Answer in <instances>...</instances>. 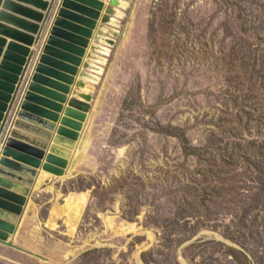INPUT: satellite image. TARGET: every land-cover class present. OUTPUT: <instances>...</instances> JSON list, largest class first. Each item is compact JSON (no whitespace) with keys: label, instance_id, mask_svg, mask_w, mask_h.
Masks as SVG:
<instances>
[{"label":"rangeland","instance_id":"rangeland-1","mask_svg":"<svg viewBox=\"0 0 264 264\" xmlns=\"http://www.w3.org/2000/svg\"><path fill=\"white\" fill-rule=\"evenodd\" d=\"M60 4L14 85L0 152ZM102 4L93 31L113 43L93 39L96 72L74 86L91 98L78 153L33 190L0 264H264V0Z\"/></svg>","mask_w":264,"mask_h":264},{"label":"bare ground","instance_id":"bare-ground-1","mask_svg":"<svg viewBox=\"0 0 264 264\" xmlns=\"http://www.w3.org/2000/svg\"><path fill=\"white\" fill-rule=\"evenodd\" d=\"M61 1L60 8L52 19L48 36L43 43L42 53L45 57L41 62L39 60L37 63L39 65L36 66V71H34L38 77L32 83L36 84L35 88H38V90L33 89L34 87L29 90L27 87L24 91L23 99L18 109V116L15 119L13 131L11 130L12 132L10 133V140L5 150L0 152V166L3 164L0 167V231L9 232L11 229L10 226L4 225L3 221L13 220V213H9L11 208L9 204L10 201L18 202V195L16 194V186L18 184L29 191L27 197L24 198L25 205L28 206L32 196L31 193L45 179L50 178V176L58 179L66 176L68 164L64 158L65 152L69 151V147L72 148L75 145L74 153L75 151L78 153L76 150L77 142L80 141L78 132L82 131L76 132V130H73L74 134L78 133L73 135L71 133L72 130L67 127L68 125L65 122L68 120L67 122L71 123V127L74 124H82L84 126L88 120L89 106L87 102H90L91 98L88 95H82L86 103L79 105L71 103V106H75L73 109H64V105L68 102V95L73 92L71 87L75 83V77L82 63V57L86 54V47H92L93 39L102 40L109 45L113 43L112 40H105L103 37L94 35L89 22L85 23L84 21L87 14L90 17H97L96 20L100 19L104 9L102 6L103 0ZM104 11L106 13L108 10L105 8ZM114 13L116 12L112 7L110 15ZM60 18H62L61 22H59ZM60 23L61 25H59ZM100 28L105 29L106 32H111L104 24ZM24 56L26 61L27 56ZM24 66L23 64H18V70H23ZM39 68L44 69L41 70ZM80 74L81 72L79 71L78 76ZM69 75H74V78ZM20 77L21 74L19 73L18 78ZM24 106L29 109L31 107L33 111L36 110V113L32 115L29 112L30 110L23 109ZM41 111L46 112L47 116H51L52 119L47 118V116H41ZM23 112L30 114L29 116L32 117L24 118ZM53 116L56 121H54ZM40 119L48 124H36ZM51 124H55V130L52 129ZM46 133L51 134L50 140L44 137ZM46 143L47 146L44 149L43 145H46ZM56 146L58 147L55 148ZM65 149H68V151H65ZM13 169L18 174V178L16 175L9 174L13 173L10 172L14 171ZM10 192H13L15 196L11 197ZM85 197L86 195H82L80 198L71 197L68 202H70V205H75L78 211H82V204L86 200ZM20 200L19 202H21ZM24 213L25 210L19 219L20 223Z\"/></svg>","mask_w":264,"mask_h":264},{"label":"water","instance_id":"water-1","mask_svg":"<svg viewBox=\"0 0 264 264\" xmlns=\"http://www.w3.org/2000/svg\"><path fill=\"white\" fill-rule=\"evenodd\" d=\"M50 1L51 0H0V56L3 55L4 52V47L8 48V51L5 52V59L7 61L2 64V67L5 68V70H8L11 72V74H6L4 72H0V127H1V122L5 118V113L8 110V102L11 100L12 95L15 92V87L14 85L19 81L18 74L22 73L23 70H18V64L25 65V56H28L30 54V49L29 46H32L34 43L37 41V36L40 35L41 33V24L45 19V12L48 10L50 7ZM115 3V1H114ZM107 13L105 17L102 18V21H108L110 18V12L112 10V7H109L107 9ZM89 14H87V18H89ZM94 18L89 21H86L84 19L85 23L89 22L91 30H93V26L95 24L93 23L96 18ZM62 21V18L59 19V22ZM83 21V22H84ZM61 25V23L59 24ZM94 34V31H92ZM6 38H10L12 41L7 44ZM38 68V67H37ZM41 69V68H39ZM44 69V68H43ZM41 69V70H43ZM38 76L36 74L32 78V82L36 80ZM29 85V90H31L32 87L33 89L38 90V88H35L36 84L32 83ZM34 85V86H33ZM27 106V105H26ZM53 106V105H52ZM22 108V107H21ZM24 110H30L29 112L34 115L36 113V110L33 111V109H30L25 107L23 108ZM56 109V108H54ZM40 113L41 116L45 117L47 116V113L44 111H41ZM30 114H27L26 112H23L24 118L32 117L29 116ZM54 115V114H53ZM47 118L52 119L51 116H47ZM55 117L53 116V119ZM54 121H56L54 119ZM68 121V120H67ZM65 122L67 127L72 130L73 135H77L78 131H83L84 126L82 124H74L72 127L70 126L71 123ZM53 123V122H52ZM36 124H44L47 125L48 123L44 120L41 121L38 120ZM18 125V124H17ZM52 129L55 130V124H51ZM51 129V130H52ZM27 130V129H25ZM78 132L77 134H74V131ZM16 133V132H15ZM44 137L48 138L49 140L51 139V134L46 133L44 134ZM78 138V137H76ZM46 145H43L44 149H46ZM42 155V154H40ZM2 163V162H1ZM3 164H1L2 166ZM0 166V167H1ZM14 171H10L13 173H9L11 175H16L18 178V174L15 173ZM33 175V173H32ZM33 178V177H32ZM16 189V194L18 195V202L10 201V210L9 213H17L18 212V219L13 215V220L12 221H3L4 225H8L11 227V229L8 231H0V243L5 244L11 248H14V246L11 243H5V241L9 238L10 233L16 234V231L18 228H16L17 225L20 224V216H22L23 211L27 208L25 205V200L24 198L27 197L29 191L18 184ZM11 197H14L15 195L13 192H10ZM20 197V199H19ZM15 200V199H14ZM19 200L21 202H19ZM18 204V205H17ZM2 223V224H3ZM15 224V226H13ZM4 231V232H3Z\"/></svg>","mask_w":264,"mask_h":264},{"label":"crops","instance_id":"crops-1","mask_svg":"<svg viewBox=\"0 0 264 264\" xmlns=\"http://www.w3.org/2000/svg\"><path fill=\"white\" fill-rule=\"evenodd\" d=\"M59 8H60V6L57 8L55 15L57 14ZM100 27H101V25L98 26V28H100ZM108 30H111V29H108ZM100 31L101 32H104L103 30H101V28H100ZM113 33H114L113 30H111V32L108 31V34H111L112 35ZM94 35H96V31H95V34ZM47 36H48V34H47ZM98 37H100V36H98ZM6 40H7V44H9L12 41L10 38H6ZM37 40H38V36H37ZM92 42H93L92 47L87 46L88 47L87 52H86L87 54L82 57V63L79 66V70H78V74H79V71L81 72V74L79 76L77 74L76 77H75V83L71 87V90L73 89V92H71L68 95V102L64 105V109H67V110L68 109H73L75 106L74 107L71 106V103H76L78 105L81 104V103H86L83 99H80V98H82L81 97L82 93H80L79 91H76L74 86H79L80 87L82 85V82H86L90 78V75L83 71L84 68H89V70L90 69H93V71L96 72V65L95 64H96V61L97 62L99 61L98 60V57L99 56L96 54L98 50L94 49V47H95L94 44H96V43H94V40ZM36 43H37V41H36ZM36 43L34 44V47H33V45L30 47V50H33V49L37 48L36 47ZM99 47H100V45H99ZM6 48H7V45H6V47H4V51L6 50ZM100 49H103V47L101 46L99 48V51H100ZM41 53H42V47H41ZM77 96L80 97V98H78ZM59 116H60V114H59ZM59 121H60V118H59ZM67 198H68L67 195H65L63 201L64 200H67Z\"/></svg>","mask_w":264,"mask_h":264},{"label":"flooded vegetation","instance_id":"flooded-vegetation-1","mask_svg":"<svg viewBox=\"0 0 264 264\" xmlns=\"http://www.w3.org/2000/svg\"><path fill=\"white\" fill-rule=\"evenodd\" d=\"M69 193V192H68ZM72 195V194H71ZM78 196V195H77ZM67 197H69V195H67ZM84 208H85V206H84Z\"/></svg>","mask_w":264,"mask_h":264}]
</instances>
